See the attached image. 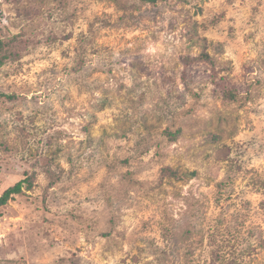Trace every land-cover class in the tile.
<instances>
[{"label":"rangeland","instance_id":"obj_1","mask_svg":"<svg viewBox=\"0 0 264 264\" xmlns=\"http://www.w3.org/2000/svg\"><path fill=\"white\" fill-rule=\"evenodd\" d=\"M0 39V264H264V0H0Z\"/></svg>","mask_w":264,"mask_h":264},{"label":"trees","instance_id":"obj_2","mask_svg":"<svg viewBox=\"0 0 264 264\" xmlns=\"http://www.w3.org/2000/svg\"><path fill=\"white\" fill-rule=\"evenodd\" d=\"M144 3H157L159 0H141ZM10 43L8 41H2L0 39V68L11 58L10 51L8 50V46ZM204 58L208 60L211 59V56L204 51L203 55ZM3 93L0 92V96ZM174 172V171H173ZM176 175L177 173L174 172ZM31 189L32 182L30 181L29 177L20 180L14 185L9 186L1 195H0V207L6 205L14 195L19 194L23 191L24 188Z\"/></svg>","mask_w":264,"mask_h":264}]
</instances>
